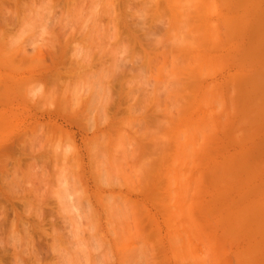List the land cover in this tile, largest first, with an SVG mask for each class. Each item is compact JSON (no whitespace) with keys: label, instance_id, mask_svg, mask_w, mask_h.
I'll list each match as a JSON object with an SVG mask.
<instances>
[{"label":"rangeland","instance_id":"1","mask_svg":"<svg viewBox=\"0 0 264 264\" xmlns=\"http://www.w3.org/2000/svg\"><path fill=\"white\" fill-rule=\"evenodd\" d=\"M15 1L0 0V169L6 173L0 170V200L8 210L7 223L0 227V264H264V0H110L112 14L119 15H111L114 19L102 10L109 0H100V6L99 0ZM93 1L100 7H94L96 22ZM78 5L86 6L87 15L83 7L80 14L86 20L74 18L80 12L70 8L78 11ZM3 10L15 19L2 17ZM109 33L113 36L105 37ZM24 55L33 57L28 64ZM114 56L117 64L122 62L116 69ZM161 64L166 74H160ZM174 65L180 68L174 69L180 86L170 84L174 91L165 93L166 85L176 81L167 77ZM56 74L64 78L58 89L46 82ZM98 77L106 91L99 90ZM97 101L106 105L105 113ZM181 131L186 134L182 140L190 142L184 150L176 142ZM28 149L36 155L35 150L28 155ZM18 168L20 176L15 175ZM44 172L46 182L40 179ZM34 214L42 216V224ZM19 216L23 227L29 222L33 236L28 240L35 246L25 242V247ZM126 220L133 230L128 232L135 234L131 238ZM10 224L17 227L23 247L11 239Z\"/></svg>","mask_w":264,"mask_h":264},{"label":"bare ground","instance_id":"2","mask_svg":"<svg viewBox=\"0 0 264 264\" xmlns=\"http://www.w3.org/2000/svg\"><path fill=\"white\" fill-rule=\"evenodd\" d=\"M5 1H6V0H5ZM14 1H15V0H13V2H14ZM31 1H32V0H31ZM42 1H47V0H42ZM94 1H95V0H94ZM94 1L91 3V5L93 6V7H92V6H91V7H92L93 9L91 10V8H89L92 12H93V10H94L95 8H97L98 6H100V4H101V2H102V0H101V2H100V0H99V1L96 0V1L99 2V5L96 7V5H93V3H94V4H97L98 2H94ZM107 1H108V0H107ZM1 2H2V1H1ZM15 2H16V1H15ZM77 2H78V1H77ZM86 2H87V1H86ZM90 2H91V1H90ZM132 2H133V1H132ZM84 3H85V2H84ZM126 3H127V2H126ZM133 3H134V2H133ZM73 4H74V3H72L71 5L73 6ZM109 4L112 5V2H110V0H109ZM144 4H145V3H144ZM53 5H54V4H53ZM104 5H105V4H104ZM104 5H103V7H102V10H103V8L107 9V8L109 7V9H107V10L104 9V12H105V14L110 15V18H112L111 15H112V16L114 15V14H112V12L114 11L113 5H112L111 7H110V5H108V4H106L107 6L105 5V7H104ZM2 7H3V5H2ZM4 7H5V6H4ZM49 7H50V6H49ZM53 7H54V6H53ZM74 7H75V4H74ZM74 7H72L73 9L70 8V10H74L75 13H76V12H80L79 14H78V13L75 14L74 11H73V12L71 11V14H72V13L75 14V15H74V18H75L76 15L78 16V18H80V17H81V16H80L81 12H82L83 10H84V12L86 11V10H85V7H86V6L84 7L83 5H81L80 8H79V5H78V11H76L77 9L75 10ZM82 7H83V10H82ZM94 7H95V8H94ZM115 7H116V6H115ZM125 7H126V6H125ZM98 8L100 9V7H98ZM2 9H3V8H2ZM47 9H48V12H46V13L50 14L51 12H50L49 8H47ZM50 9H51V8H50ZM117 9H118V8H117ZM43 10H44V9H43ZM79 10H80V11H79ZM96 10H98V9H95V11H94L96 14H93V15H92V16L96 15V17H95L96 19H95V18L93 19V17H92L93 21L95 20V22H96V20L99 19L98 14H97L98 11L96 12ZM115 10H116V9H115ZM128 10H129V9H128ZM3 11H4V10H3ZM3 11H1V12H3ZM26 11H27V10H26ZM28 11H29V10H28ZM118 11H119V10H118ZM37 12H38V11H37ZM39 12H40V11H39ZM49 12H50V13H49ZM52 12H53V11H52ZM94 12H93V13H94ZM114 12H115V11H114ZM114 12H113V13H114ZM11 13H12V12H11ZM27 13H28V12H27ZM61 13H62V12H61ZM100 13H101V12H99V15H100ZM118 13H119V12H118ZM3 14H4V15H3ZM3 14H2L3 16H2V15H1V16H2V17H5V16H6L5 14H7V13H5V11H4ZM15 14H16V13H15ZM37 14H39V13H36L35 15H37ZM42 14H45V13L43 12ZM48 14H47V17L50 16V15H48ZM56 14H57V13H56ZM83 14H84V13H83ZM83 14H82V17H81V18H84V19H85V17H86L85 15H87V13L85 12V15H83ZM88 14H89V13H88ZM7 15H8V14H7ZM72 15H73V14H72ZM90 15H91V13H90ZM90 15L87 16V19H88V17H90ZM103 15H104V13H103ZM9 16H12V17L14 18L15 15L13 16V13H12L11 15H10V14L8 15V18H10ZM39 16H40V14H39ZM39 16H38V17H39ZM41 16H42V15H41ZM41 16H40V18H41ZM68 16L70 17L69 14H68ZM68 16H67V17H68ZM77 16H76V17H77ZM84 16H85V17H84ZM114 16H116L115 18H117L119 15H116V13H115ZM15 17H16V16H15ZM38 17H37V19H38V20H41V19L38 18ZM47 17L45 16L44 18H46V20H47ZM72 17H73V16H72ZM105 17H106V16H105ZM107 17H108V16H107ZM42 18H43V17H42ZM50 18H51V17H50ZM70 18H71V17H70ZM97 18H98V19H97ZM110 18H109V19H110ZM5 19H7V17H6ZM14 19H15V18H14ZM32 19H33V18H32ZM112 19H114V18H112ZM30 20H31V19H30ZM71 20H72V18H71ZM73 20H74V19H73ZM85 20H86V19H85ZM100 20H101V19H100ZM119 20H120V19H119ZM119 20H118V19L116 20V21L118 22V25H119ZM32 21H34V19H33ZM42 21H43V19H42ZM59 21H60V20H59ZM77 21H79V19H78ZM110 21L112 22V20H110ZM113 21H114V20H113ZM121 21H122V20H121ZM36 22L38 23L37 20H36ZM36 22H34V23L37 24ZM67 22H69V21H67ZM67 22H66V24H67ZM71 22H72V21H71ZM80 22L82 23L81 20H80ZM95 22H94V23H95ZM97 22H98V21H97ZM73 23H74V22H73ZM83 23H84V22H83ZM88 23H89V22L87 21L86 24H88ZM52 24H53V23H52ZM79 24H80V23H79ZM91 24H92V23H91ZM95 24H96V23H95ZM102 24H103V23H101V25H102ZM110 24H111V23H110ZM41 25H42V23H41ZM62 25H63V24H62ZM97 25H99V24H97ZM111 25L113 26V24H111ZM114 25H115V24H114ZM118 25H117V26H118ZM87 27H88V26H87ZM91 27H92V26H91ZM118 27H119V26H118ZM118 27H117V28H118ZM121 27H122V26H121ZM132 27H133V26H132ZM145 27H146V26H145ZM71 28H72V27H70V29H71ZM76 28H77V27H76ZM85 28H86V27H85ZM98 28H99V27H98ZM108 28H109V27H108ZM113 28L116 29L114 26H113ZM149 28H150V27H149ZM50 29H51V28H50ZM73 29H74V28H73ZM119 29H120V28H119ZM119 29H117V30H119ZM84 30H85V29H84ZM104 30H105V29H104ZM111 30H112V29H111ZM117 30H115V31H117ZM140 30H141V29H140ZM257 30H258V29H257ZM97 31H98V30H97ZM113 31H114V30H113ZM260 31H261V29H260ZM82 32H83V31H82ZM84 32H85V31H84ZM98 32H99V31H98ZM98 32H96V33L98 34ZM107 32H109V31H107ZM1 33H2V32H1ZM10 33H11V32H10ZM74 33H75V32H74ZM105 33H106V32L104 31V34H105ZM110 33H111V32H110ZM110 33H109V36H108V35H107V36L105 35V37H110V36H113V35H114V38H116V37H115V34L117 35V33H114V34L111 33V34H113V35H110ZM118 33H119V32H118ZM147 33H148V31H147ZM49 34H50V33H49ZM63 34H64V33H63ZM93 34H94V33H93ZM104 34H103V36H104ZM106 34H108V33H106ZM174 34H175V33H174ZM69 35H70V34H69ZM98 35H99V34H98ZM120 35H121V34H120ZM145 35H146V34H145ZM171 35H172V34H171ZM238 35H239V34H238ZM3 36H4V35H3ZM3 36H2V37H3ZM90 36H91V35H90ZM136 36H139V35H136ZM4 37H5V36H4ZM119 37H120V36H119ZM139 37H140V36H139ZM150 37H151V36H150ZM248 37H249V36H248ZM77 38H78V37H77ZM82 38H83V37H82ZM129 38H130V37H129ZM161 38H162V37H161ZM1 39H2V38H1ZM61 39H62V38H61ZM146 39H147V38H146ZM164 39H165V38H164ZM177 39H178V38H177ZM242 39H243V38H242ZM19 40H20V39H19ZM19 40H18V41H19ZM118 40H119V39H118ZM118 40H117V41H118ZM122 40H123V39H122ZM138 40H139V39H138ZM162 40H163V39H162ZM162 40H161V41L158 40L157 42H159V41H160L159 43L164 42V40H163V41H162ZM92 41H93V40H92ZM95 41H96V40H95ZM132 41H133V40H132ZM174 41H175V39H174ZM96 42H97V41H96ZM119 42H120V41H119ZM123 42H124V41H123ZM154 42H155V41H154ZM157 42H156V44H157ZM172 42H173V41H172ZM176 42H177V43H176ZM176 42H174V43L178 44V46L184 47V44H183V46H182V44H179V42H180L179 40H176ZM7 43H8V42H7ZM120 43H121V42H120ZM139 43H140V42H139ZM141 43H142V42H141ZM174 43H172V44H173V45H176V44H174ZM8 44H9V43H8ZM11 44H12V43H11ZM14 44H15V43H14ZM47 44H48V43H47ZM90 44H91V42H90ZM95 44H96V43H95ZM150 44H151V43H150ZM153 44H154V43H153ZM153 44H152V45H153ZM15 45H16V44H15ZM96 45H97V44H96ZM142 45H143V44H142ZM148 45H149V44H148ZM164 45L166 46V48H168V46L166 45V43H165ZM188 45H189V44H188ZM10 46H11V45H10ZM74 46H75V45H74ZM94 46H95V45H94ZM97 46H98V45H97ZM109 46H110V45H109ZM118 46H119V45H118ZM136 46H137V45H136ZM139 46H140V45H139ZM143 46H144V45H143ZM156 46H157V45H156ZM158 46L162 47V45H159V44H158ZM176 46H177V45H176ZM178 46H177V49H178ZM76 47H77V46H76ZM113 47H114V46H113ZM131 47H132V46H131ZM169 47H170V46H169ZM185 47H187V45H186ZM2 48H3V47H2ZM15 48H16V47H15ZM123 48H124V47H123ZM123 48L121 47V49H123ZM144 48H145V47H144ZM166 48H165V49H166ZM175 48H176V47H175ZM7 49H8V48H7ZM57 49H58V48H57ZM69 49H70V48H69ZM121 49H119V50H121ZM146 49H147V48H146ZM179 49H182V48L179 47ZM185 49H186V48H184V49H182V50H185ZM11 50H12V49H11ZM11 50H9L10 53H11ZM125 50H126V49H125ZM76 51H77V50H76ZM78 51H79V54H78V52H77L76 55H77V54H78V55H77V56L75 55L76 57L80 56V53H81L80 49H79ZM122 51H123V50H122ZM82 52H83V51H82ZM86 52H87V51H86ZM152 52H153V51H152ZM166 52H167V51H166ZM168 52H169V51H168ZM177 52H178V51H177ZM179 52H180V51H179ZM87 53H89V52H87ZM108 53H109V52H108ZM114 53H115V52H114ZM119 53H120V52H116V54H114V55L117 56ZM123 53H124V52H123ZM174 53H175V52H174ZM181 53H182V52H181ZM102 54H103V53H102ZM112 54H113V52H112ZM142 54H143V53H142ZM163 54H164V53H163ZM166 54H167V53H166ZM16 55H17V53H16ZM42 55H43L42 53L39 54L38 58L43 59V58H42ZM7 56H10V55L8 54V55H6L5 57H7ZM24 56H25V55H24ZM81 56H83V55H81ZM108 56H109V55H108ZM112 56H113V55H112ZM112 56H111V57H112ZM116 56L113 57V58L116 60V61H115L116 63L114 62V65H115V66H116L117 62L120 61V60H117V59H116V58H117L118 56H120V55H118L117 57H116ZM142 56H143V55H142ZM161 56H162V55H161ZM171 56H172V54H171ZM3 57H4V56H3ZM5 57H4V59H6ZM66 57H67V56H66ZM115 57H116V58H115ZM136 57H137V56H136ZM163 57H164V56H163ZM9 58H10V59L7 58L9 61H11V60L13 59L11 56H10ZM11 58H12V59H11ZM25 58H26V60H27V61H25V62H27V64H28V60H29V59H27V57L25 56V57H24V60H25ZM30 58H31V57H30ZM32 58H33V57H32ZM32 58H31L30 60H32ZM174 58H175V57H174ZM174 58H173V60H172L173 62H170V63H174V61H176L175 59H177V58H175V59H174ZM18 59H19V58H18ZM22 59H23V58H22ZM164 59H166V58H164ZM171 59H172V58H171ZM24 60H23V61H24ZM30 60H29V61H30ZM76 60H77V59H76ZM143 60H144V59H143ZM153 60H154V59H153ZM20 61H21V60H20ZM20 61H19V62H20ZM23 61L20 62V64H22ZM34 61L37 62V60H35V59H34ZM34 61L29 62V63H33ZM164 61H165V60H164ZM248 61H249V60H248ZM16 62H17V61H16ZM35 62H34V64H35ZM38 62H40V61H38ZM86 62H87V61H86ZM94 62H95V61H94ZM98 62H99V61H98ZM107 62H108V61H107ZM125 62H127V61H125ZM145 62H146V61H145ZM151 62H152V61H151ZM178 62H180V61L178 60ZM178 62H177V63H178ZM81 63H82V61H81ZM84 63H85V62H84ZM121 63H122V62H121ZM121 63H120V64H121ZM149 63H150V62H149ZM38 64H39V63H38ZM38 64H37V65H38ZM120 64H117V65L120 66ZM144 64H145V63H144ZM174 64H175V63H174ZM180 64H181V63H180ZM180 64H179V65H180ZM14 65H15V62H14ZM24 65H25V63H24ZM35 65H36V64H35ZM37 65H36V66H37ZM134 65H135V64H134ZM150 65H151V64H150ZM161 65H162V64H161ZM167 65H168V64H167ZM172 65H173V64H172ZM176 65H177V64H176ZM176 65H174V67H175ZM179 65H178V66H179ZM22 66H23V65H22ZM32 66H33V64H32ZM109 66H110V65H109ZM115 66H113L114 69H116V68L119 67V66H118V67H117V66L115 67ZM151 66H152V65H151ZM180 66H181V65H180ZM251 66H252V65H251ZM26 67L28 68V66H26ZM30 67H31V64H30ZM82 67H83V66H82ZM158 67H159V66H158ZM158 67L155 65V68L158 69ZM21 68H22V67H21ZM21 68H20V69H21ZM34 68H35V67H34ZM105 68H106V67H105ZM120 68H121V67H120ZM147 68H148V67H147ZM159 68H160V67H159ZM172 68H173V67H172ZM178 68H179V67H177V69H176V67H175V68H173V70L176 69V71H178V70L180 69V68H179V69H178ZM15 69H16V68H15ZM100 69H101V68H100ZM109 69H110V68H109ZM129 69H130V68H129ZM135 69H137V68H135ZM135 69H134V70H135ZM151 69H152V67H151ZM110 70H111V73H112V69H110ZM122 70H123V69H122ZM152 70H154V69H152ZM165 70H168V68H167L165 65H162V67H161V69H160V74L162 75V74L165 72ZM19 71H20V70H19ZM139 71H142V70H139ZM154 71H156V72H155L156 74H154L153 76L155 77V75H156V77H157V70L155 69ZM176 71H175V70L172 71L173 73H171V74H169V72L167 73V74H169V75L167 76L168 79H171V78H172V80H173V79H176L175 82H176L177 84L173 81L172 83H169L168 86L166 85L167 88L165 87V88L162 90V91H164V90L166 89V90H165V93H166V91H167V93H170L171 91H174V90H171V91H170V90L168 89V88L171 87L172 84H175V85L179 88L180 85L178 86V84H180L179 82H181V79H180V76H179L178 73H177L178 75L175 74ZM97 72H98V71H97ZM99 72H100V71H99ZM113 72H116V71L113 70ZM125 72H126V71H125ZM125 72H124V74H126ZM184 72H185V71H184ZM186 72H187V71H186ZM111 73H110V74H111ZM60 74L62 75V73H60ZM88 74H89V73H88ZM94 74H95V73H94ZM110 74H109V77H110L111 75H114V74H111V75H110ZM127 74H128V72H127ZM134 74H135V73H134ZM165 74H166V72H165ZM84 75H85V74H84ZM86 75H87V74H86ZM92 75H93V74H92ZM107 75H108V74H107ZM107 75H105V76H107ZM136 75H138V74H136ZM142 75H143V74H141L140 77H141V80H143L142 82L144 83V77H145V75H144L143 78H142ZM62 76H63V75H62ZM62 76H60L59 74H56L55 76H53V80H52V81L49 80V79H47L46 82H47L48 84H49V83H52V84H53L52 86H54V87H55V85H56V88H57L58 84H59L60 86H61V84H62V80L64 79ZM115 76H116V75H115ZM176 76H177V77H176ZM84 77H85V76H84ZM86 77H87V76H86ZM111 77H112V76H111ZM140 77H138V78L140 79ZM148 77H149V76H148ZM193 77H194V76H193ZM80 78H81V77H80ZM104 78H105V77H102L103 81H104V80L106 81V80L108 79V78H107V79H104ZM115 78H116V77H115ZM125 78H126V77H125ZM136 78H137V77H136ZM138 78H137V79H138ZM87 79H88V78H87ZM99 79H100V77H98V82L96 81V84H97V85H98V83H99ZM111 79H112V78H111ZM139 79H138V80H139ZM188 79H189V78H188ZM192 79H194V78H192ZM96 80H97V78H96ZM141 80H139V81H141ZM146 80H147V78H146ZM146 80H145V81H146ZM148 80H149V79H148ZM151 80H152V79H150V83H149V84H150V85H153L152 88H154V86L156 85V83H155V84H154V83L152 84ZM172 80H169V81H172ZM189 80H190V79H189ZM118 81H119V80H118ZM122 81H123V80H122ZM133 81H134V84H135V81H137V80H133ZM82 82H83V80H82ZM100 82H102V80H101ZM124 82H125V81H124ZM142 82H141V83H142ZM147 82H149V81H147ZM147 82H146V83H147ZM87 83H88V82H87ZM102 83H103V84H102ZM102 83H101V84L104 85L105 82H102ZM109 83H110V82H109ZM138 83H139V82H138ZM138 83H137V84H138ZM184 83H185V82H184ZM90 84H91V83H90ZM101 84L99 83L98 86L100 87ZM121 84H122V83H121ZM126 84H127V83H126ZM149 84H147V85H148V88H149ZM165 84H166V83H165ZM170 84H171V85H170ZM181 84H182V83H181ZM41 85H42V84H41ZM43 85H44V84H43ZM49 85H51V84H49ZM88 85H89V84H88ZM97 85H96V88H97ZM135 85H136V84H135ZM138 85H140V84H138ZM147 85H146L145 87H147ZM158 85H159V84H157V88L159 87ZM161 85H162V83H161ZM185 85H186V84H184V86H183V84H182L181 86L186 87ZM94 86H95V85H94ZM123 86H124V85H123ZM130 86H131V85H130ZM133 86H134V85H133ZM169 86H170V87H169ZM24 87H25V86H24ZM42 87H43V86H42ZM102 87H103V88H102ZM102 87H100L99 90H102V89H103V90H105V89L107 90V88H104V86H102ZM107 87H108V86H107ZM141 87H143V84L141 85ZM141 87H140V86H135V89L137 88V89H140V91H141ZM38 88H40V86H39ZM49 88H50V87H49ZM101 88H102V89H101ZM110 88H111V87H110ZM152 88H151V86H150V89H152ZM161 88H162V87H161ZM161 88H160V87L158 88V89H159V92L161 91V90H160ZM51 89H52V88H51ZM57 89H58V88H57ZM85 89H86V87H85ZM97 89H98V88H97ZM123 89H124V88H123ZM19 90H20V89H19ZM24 90H25V89H24ZM41 90H42V89H41ZM67 90H68V89H67ZM86 90H87V89H86ZM94 90H95V89H94ZM106 90H105V91H106ZM125 90H126V89H125ZM153 90H154V89H153ZM20 91H21V90H20ZM26 91H27V90H26ZM113 91H114V90H113ZM129 91H131V90H129ZM140 91H139V92H140ZM142 91H144V90H142ZM168 91H169V92H168ZM175 91H176V90H175ZM51 92H53V91L51 90ZM81 92H82V91H81ZM110 92H111V91H110ZM110 92H108V93H110ZM123 92H124V90H123ZM137 92H138V91H137ZM67 93H68V92H67ZM100 93H101V92H100ZM105 93H107V92H105ZM127 93H128V92H127ZM130 93H131V92H130ZM148 93H149V92H148ZM171 93H172V92H171ZM64 94H66V92H65ZM73 94H74V93H73ZM77 94H78V93H77ZM125 94H126V93H125ZM131 94H132V93H131ZM138 94H139V93H138ZM150 94H151V93H150ZM157 94H158V91H157ZM173 94H176V92H174ZM192 94H193V93H192ZM49 95H50V93H49ZM107 95H108V94H107ZM141 95H142V93H141ZM143 95H144V94H143ZM47 96H48V95H47ZM47 96H46V97H47ZM50 96H52V95H50ZM55 96H56V95H55ZM65 96H66V95H65ZM74 96H75V94H74ZM97 96H98V94H97ZM137 96H138V95H137ZM149 96H150V95H149ZM160 96H161V95H160ZM178 96H179V95H178ZM180 96H181V95H180ZM53 97H54V96H53ZM83 97H84V95H83ZM104 97H105V96H104ZM143 97H144V96H143ZM157 97H158V95H157ZM157 97H156V98H157ZM172 97H173V95H172ZM48 98H49V96H48ZM54 98H55V97H54ZM97 98H98V97H97ZM148 98H149V97H148ZM178 98H179V97H178ZM50 99H51V98H50ZM52 99H53V98H52ZM52 99H51V100H52ZM55 99H56V98H55ZM57 99H58V98H57ZM64 99H65V98H64ZM129 99H130V97H129ZM132 99H133V98H132ZM139 99H141V98H139ZM139 99H138V100H139ZM181 99H182V98H181ZM43 100H44V99H43ZM59 100H60V99H59ZM73 100H74V99H73ZM116 100H117V99H116ZM122 100H123V99H122ZM149 100H150V99H149ZM160 100H162V99H160ZM187 100H188V99H187ZM32 101H33V100H32ZM109 101H111V100H109ZM125 101H126V100H125ZM129 101H130V100H129ZM131 101H132V100H131ZM150 101H151V100H150ZM156 101H158V100H156ZM177 101H178V99H177ZM177 101H176V102H177ZM70 102H71V101H70ZM84 102H85V101H84ZM140 102H141V101H140ZM158 102H159V101H158ZM158 102H157L156 104H158ZM169 102H170V101H169ZM67 103H68V102H67ZM67 103H66V104H67ZM79 103H80V102H79ZM96 103H99V105H100V101H99V102L97 101ZM177 103H178V102H177ZM50 104H51V103H50ZM74 104H75V102H74ZM101 104L103 105L104 103L102 102ZM132 104H133V103H132ZM138 104H139V103H138ZM45 105H47V104H45ZM45 105H44V106H45ZM102 105H100V109H99V110H102V109H103ZM104 105H105V104H104ZM107 105H108V104H107ZM110 105H111V104H110ZM122 105H123V104H122ZM154 105H155V104H154ZM158 105H159V104H158ZM175 105H176V104H175ZM52 106H53V105H52ZM67 106H68V105H67ZM67 106H65V107H67ZM105 106H106V105H105ZM65 107H64V108H65ZM79 107H80V106H79ZM98 107H99V106H98ZM98 107H97V108H98ZM101 107H102V108H101ZM142 107H143V106H142ZM75 108H76V107H75ZM80 108H81V107H80ZM107 108H108V107H107ZM72 109H73V108H72ZM104 109H106V108H104ZM104 109L102 110V111H104L103 113H105V110H104ZM136 109H137V108H136ZM106 110H107V109H106ZM183 110H184V109H183ZM71 111H72V110H71ZM109 111H110V110H109ZM167 111H168V110H167ZM56 112H57V110H56ZM56 112H54V113H56ZM98 112H99V111H98ZM120 112H121V111H120ZM122 112H123V111H122ZM169 112H170V111H169ZM52 113H53V112H52ZM64 113H65V112H64ZM76 113H77V112H76ZM165 113H166V112H165ZM171 113H173V111L170 112V115H172ZM72 114H73V116H74V113H72ZM72 114H70V115H72ZM75 115H76V114H75ZM77 115H78V114H77ZM100 115H101V114H100ZM100 115H99V116H100ZM106 115H107V114H106ZM129 115H130V114H129ZM135 115H136V113H135ZM135 115H134V116H135ZM170 115H169V116H170ZM78 116H79V115H78ZM50 117H51V116H50ZM76 119H77V118H76ZM105 119H106V117H105ZM79 120H80V119H78V121H79ZM129 121H130V120H129ZM72 122H73V121H72ZM89 122H90V121H89ZM135 123H136V122H135ZM139 123H140V122H139ZM74 124H76V123H74ZM87 125H88V128H89V124H87ZM87 125H86V126H87ZM134 125H135V124H134ZM0 126H1V125H0ZM2 126H3V125H2ZM77 126H78V125H77ZM81 126H82V125H81ZM117 126H118V125H117ZM136 126H137V125H136ZM78 127H79V126H78ZM94 127H95V126H94ZM114 127H115V126H114ZM138 127H139V126H138ZM48 128H49V127H48ZM84 128H87V127H84ZM88 128H87V129H88ZM127 129H129V128H127ZM127 129H126V130H127ZM131 129H132V128H131ZM91 130H92V129H91ZM137 130H138V129H137ZM87 132H88V131H87ZM43 133H44V132H43ZM43 133H42V134H43ZM49 133H50V132H49ZM49 133H48V136H49ZM59 133H61V132H59ZM59 133H58V135H59ZM110 133H111V132H110ZM182 133H183V134H182ZM106 134H107V133H106ZM113 134H114V132H113ZM113 134H112V136H113ZM117 134H118V133H117ZM123 134H124V133H123ZM178 134H179V133H178ZM43 135H44V134H43ZM179 135H180V136L178 137V139H177L176 142H179V143L177 144V145H179V149H180V150H181V149L184 150L185 147L189 146V143H190V142H189L188 140H186L185 142L182 140V137H183L184 135H186L185 132L181 131V133H180ZM44 136H45V135H44ZM50 136H51V135H50ZM50 136H49V137H50ZM66 136H67V135L65 134V138H66ZM102 136H103V135H102ZM117 136H118V135H117ZM104 137H105V135L103 136V139H104ZM129 137H130V136H129ZM32 138H33V137H32ZM42 138H43V137H42ZM60 138H61V137H60ZM67 138H69V136H67ZM101 138H102V137H101ZM106 138H107V137H106ZM115 138H116V137H115ZM45 139H46V137H45ZM45 139H44V140H45ZM94 139H95V138H94ZM131 139H132V138H131ZM49 140H50V138H49ZM49 140L47 139V143L49 142ZM61 140H62V138H61ZM123 140H124V138H123ZM140 140H141V139H140ZM41 141H42V139H41ZM59 141H60V140H59ZM66 141H67V140H65V142H66ZM105 141H106V140H105ZM60 142H61V141H60ZM118 142H119V141H118ZM123 142H124V141H123ZM139 142H140V141H139ZM24 143H25V142H24ZM50 143H51V142H50ZM67 143H68V141H67ZM124 143H126V142H124ZM131 143H132V142H131ZM131 143H130V144H131ZM13 144H14V142H13ZM17 144H18V143H17ZM51 144H52V143H51ZM70 144H71V143H70ZM99 144H101V142H100ZM15 145H16V144H15ZM22 145H23V144H22ZM22 145H21V146H22ZM26 145L28 146L29 144H27V142H26ZM34 145H35V144H34ZM55 145H56V144H55ZM94 145H95V144H94ZM134 145H135V144H134ZM134 145H133V147H134ZM143 145H144V144H143ZM16 147H17V145L14 146V150H15V149L18 150V148H16ZM22 147H25V146H22ZM22 147H21V148H22ZM30 147H31V146H30ZM57 147H58V146H57ZM57 147H56V148H57ZM59 147H60V146H59ZM96 147H97V146H96ZM131 147H132V146H131ZM133 147H132V148H133ZM166 147H168V146H166ZM27 148H29V147H27ZM33 148H34V147H33ZM33 148H32V149H33ZM44 148H45V147H44ZM102 148H103V147H102ZM106 148H107V147H106ZM143 148H144V147H143ZM0 149H2V148H0ZM4 149H5V148H4ZM8 149H9V148H8ZM8 149H7V150H8ZM12 149H13V148H11V150H12ZM32 149H28V150L30 151V152H28V153H29L28 155H30V153L34 154L33 151H34L35 149H34V150H32ZM45 149H46V148H45ZM47 149H48V148H47ZM57 149H58V148H57ZM95 149H96V148H95ZM95 149H94V150H95ZM100 149H101V147H100ZM100 149H99V150H100ZM9 150H10V149H9ZM11 150H10V152H12ZM14 150H13V152H14ZM21 150L25 151L26 149H23V148H22ZM31 150H32V152H31ZM43 150H44V149H43ZM58 150H59V149H58ZM123 150H124V148L122 149V153H123ZM130 150H131V149H130ZM180 150H179V152H180ZM18 151H19V150H18ZM44 151H45V150H44ZM55 151H56V149H54V152H55ZM125 151H126V149H125ZM125 151H124V152H125ZM167 151H168V150H167ZM7 152H8V151H7ZM15 152H16V151H15ZM20 152H22V151H20ZM41 152H42V151H41ZM98 152H99V151H98ZM104 152H105V151H104ZM117 152H118V151H117ZM129 152H130V151H129ZM3 153H4V152H3ZM22 153H23V152H22ZM22 153H21V154H22ZM24 153H25V152H24ZM38 153H39V152H38ZM55 153H57L56 155H60V154H62V153H59L58 151H56ZM58 153H59V154H58ZM73 153H74V152H73ZM127 153H128V152H127ZM127 153H126V154H127ZM14 154H15V153H14ZM14 154H13V155H14ZM18 154H19V153H18ZM21 154H20V156H21ZM26 154H27V152H26ZM63 154L65 155V154H67V152H66V153H63ZM92 154H93V153H92ZM96 154H97V153H96ZM104 154H105V153H104ZM119 154H120V153H119ZM182 154H183V153H182ZM0 155H1V154H0ZM22 155H24V154H22ZM35 155H36V150H35ZM99 155H100V154H99ZM101 155H102V154H101ZM130 155L133 157L134 154H133V155L130 154ZM130 155H129V156H130ZM2 156H4V155H2ZM2 156H1V157H2ZM32 156H33V155H32ZM60 156H61V155H60ZM94 156H95V155H94ZM118 156H119V155H118ZM183 156H184V154H183ZM22 157H23V156H22ZM54 157H55V156H54ZM62 157H63V156H61V158H62ZM120 157H121V156H120ZM122 157H123V155H122ZM132 157H131V158H132ZM180 157H181V154H180L179 158H180ZM4 158H5V157H4ZM56 158H58V157L56 156ZM64 158H66V157H64ZM67 158H68V157H67ZM125 158H128V157H125ZM177 158H178V157H177ZM27 160H28V159H27ZM32 160H33V158H32ZM36 160H37V159H36ZM63 160H64L63 162H65V159H63ZM71 160H72V159H71ZM105 160H106V159H105ZM145 160H146V159H145ZM181 160H185V158H184V159L182 158ZM33 161H34V160H33ZM56 161H57V159H56ZM72 161H74V160H72ZM76 161H77V160H76ZM123 161H124V160H123ZM128 161H130L129 158H128ZM142 161H143V160H142ZM165 161H166V160H165ZM29 162L31 163L32 161H30V159H29ZM92 162H93V161H92ZM117 162H118V161H117ZM121 162H122V161H121ZM131 162H132V161H131ZM22 163H23V161H22ZM34 163H35V161H34ZM34 163H31V164H34ZM73 163H74V162H73ZM115 163H116V162H115ZM115 163H114V164H115ZM1 164H2V163H1ZM10 164H11V163H10ZM15 164H16V163H15ZM35 164H36V163H35ZM65 164H66V163H65ZM120 164H121V163H120ZM120 164H119V166H120ZM8 165H9V164H8ZM13 165H14V164H13ZM18 165H19V163L17 162L16 166L18 167ZM37 166H38V165H37ZM76 166H78V165H76ZM96 166H97V165H96ZM98 166H99V165H98ZM6 167L9 168V166H6ZM35 167H36V166H35ZM35 167H34V168H35ZM39 167H40V166H39ZM41 167H42V166H41ZM78 167H80V166H78ZM159 167H160V166H159ZM19 168H20V165H19ZM19 168H18L17 170L15 169V171H18L17 173L14 172L15 175H18V173H19V171H20ZM63 168H64V167H63ZM65 168H66V167H65ZM97 168H98V167H97ZM133 168H134V167H133ZM1 169L3 170L2 173L6 174L5 171H4L5 168H1ZM1 169H0V170H1ZM9 169H10V168H9ZM9 169H8V170H9ZM25 169H27V168H25ZM35 169H37V168H35ZM41 169H42V168H41ZM46 169H48V168H46ZM109 169H110V168H109ZM10 170H11V169H10ZM37 170H38V173H39V172H40V171H39L40 169H37ZM71 170H72V169H71ZM119 170H120V169H119ZM12 171H13V170H12ZM62 171L65 172L66 170H62ZM94 171H95V170H94ZM97 171H98V170H97ZM107 171H108V170H107ZM107 171H106V172H107ZM109 171H110V170H109ZM29 172H30V171H29ZM41 172H42V171H41ZM106 172H105V174H106ZM2 173H1V174H2ZM14 173H13V177H14ZM42 173H43V172H42ZM42 173H41V174H42ZM49 173H50V172H49ZM139 173H140V172H139ZM141 173H142V172H141ZM1 174H0V176H1ZM19 174H20V173H19ZM99 174L103 175L102 173H99ZM7 175H8V174H7ZM44 175H45V178H46V179L43 177V174H42V177H41V175H40V177H41L40 179L43 180L42 182H46V180H48L47 178H49V175L46 177V173H45V172H44ZM140 175H141V174H140ZM150 175H151V174H150ZM18 176H20V175H18ZM60 176H61V175H60ZM66 176H67V175H66ZM99 176H100V175H99ZM1 177L4 178V176H1ZM1 177H0V179H1ZM9 177H10V176H8V178H9ZM15 177H16V176H15ZM23 177H24V175H23ZM23 177H22V178H23ZM31 177H32V176H31ZM74 177H75V176H74ZM112 177H113V176H112ZM160 177H161V176H160ZM16 178H17V177H16ZM16 178H15V179H16ZM43 178H44V179H43ZM59 178H60V177H59ZM72 178H73V177H72ZM96 178H97V177H96ZM100 178H102V177H100ZM104 178H105V177H104ZM179 178L182 179L181 177H179ZM15 179H14V182L18 180V179H16V180H15ZM19 179H21V178H19ZM24 179H25V178H24ZM102 179H103V178H102ZM111 179H112V178H111ZM7 180H8V179H7ZM154 180H155V179H154ZM21 181H22V180H21ZM31 181H32V179H31ZM151 181H152V180H151ZM2 182H3V181H2ZM157 182H158V181H157ZM181 182H182V181H181ZM0 183H1V181H0ZM6 183H8V182H6ZM15 183L18 184V182H15ZM21 183H22V182H21ZM111 183H112V182H111ZM8 184H9V183H8ZM16 184H14V185H16ZM44 184H49V183H44ZM151 184H152V183H151ZM11 185H13V182L11 183ZM62 185H63V184H62ZM77 185H78V184H77ZM80 185H81V184H80ZM80 185H79V186H80ZM120 185H121V184H120ZM175 185H176V184H175ZM32 186H33V185H32ZM32 186H31V187H32ZM73 186H74V185H73ZM181 186H182V185H181ZM61 187H62V186H61ZM33 188H38V187L34 186ZM38 189H39V188H38ZM63 189H64V187H63ZM68 189L70 190V186H69V188H67L66 190H68ZM76 189H78V188H76ZM26 190H28V189H26ZM32 190H33V189H32ZM66 190H65V191H66ZM71 190H73V189L71 188ZM36 191H37V190H36ZM62 191H64V190H62ZM65 191H64V193H65ZM15 192H16V191H15ZM15 192H12V193L15 194ZM17 192H18V190H17ZM32 192H33V191H32ZM34 192H35V190H34ZM1 193H2V192H1ZM9 193H11V191H10ZM22 193H23V192H22ZM30 193H31V189H30ZM59 193H61L60 190H59ZM62 193H63V192H62ZM64 193H63V194H64ZM70 193H71V191H70ZM20 194H21V193H20ZM31 194H32V193H31ZM68 194H69V193H68V191H67L66 195H68ZM156 194H157V193H156ZM10 195H11V194H10ZM80 195H81V194H80ZM19 196H20V195H19ZM21 196H23V195H21ZM155 196H156V195L154 194V197H155ZM24 197H25V196H24ZM24 197H23V198H24ZM66 197H67V196H66ZM70 197H71V196H70ZM81 197H82V196H81ZM171 197H174V195L171 196ZM28 198H29V194H28ZM32 198H33V197H32ZM35 198H36V197H35ZM42 198H43V197H42ZM64 198H65V195H64ZM87 198H88V197H87ZM101 198H102V197H101ZM181 198H182V197H181ZM1 199H2V196H1ZM6 199H7V198H6ZM68 199H69V198H68ZM2 200H3V199H2ZM9 200H10V199H9ZM31 200H32V199H31ZM35 200H36V199H35ZM38 200L40 201L41 198H40V197H39V198L37 197V201H38ZM65 200H67V198H65ZM68 201H69V200H68ZM34 202H36V201H34ZM40 202H41V201H40ZM40 202H37V203L39 204ZM43 202H44V199H43L42 203H43ZM50 202H51V201H50ZM180 202H181V200H180ZM4 203H5V202H4ZM62 203H63V202H62ZM70 203H71V202H70ZM89 203H90V200H89ZM182 203H183V202H182ZM182 203H181V204H182ZM19 204H20V203H19ZM27 204H28V203H26V205H27ZM66 204L68 205V202L65 203V207L67 206ZM86 204H87V202H86ZM90 204H91V203H90ZM108 204H109V203H108ZM108 204H107V205H108ZM3 205H5V204H3L2 201L0 200V207H1V208H0V209H1L0 212L2 213V215H4V218H3V217L1 218V219H4V221L1 222V220H0V227H1V224H3L4 222H5V224L7 223L6 218L8 217V210H7V208H2ZM24 205H25V203H24ZM72 205H73V204H72ZM79 205H80V203H79ZM83 205H84V204H83ZM73 206H74V205H73ZM80 206H81V205H80ZM90 206H91V205H90ZM111 206H112V210L115 209V207H114L113 205H111ZM28 207H29L30 209L34 208L33 206H32V208H31L30 206H28ZM69 207H70V206H69ZM113 207H114V208H113ZM13 208H14V211H16V210H15V207H13ZM26 208H27V207H26ZM70 208H71V207H70ZM74 208H75V207H74ZM121 208H122V207H121ZM126 208H127V207H126ZM2 209H4V210H2ZM24 209H25V208H24ZM43 209H44V208H43ZM78 209H79V208H78ZM85 209H86V208H85ZM92 209H93V208H92ZM92 209H91V211H92ZM108 209H109V208H108ZM121 210H122V211H121V213H120L119 216L121 217V219H124V218L126 217L124 211L126 212V210H125V209H124V210L121 209ZM2 211H3V212H2ZM43 211H44V210H43ZM70 211L73 212V209H72V210L70 209ZM78 211H79V210H78ZM93 211H94V210H93ZM93 211H92V212H93ZM109 211H111V210H109ZM114 211H115V210H114ZM86 212H87V211H86ZM86 212H85V213H86ZM112 212H113V211H112ZM112 212H111V213H112ZM179 212H180V211H179ZM1 213H0V214H1ZM35 213L37 214V211H35ZM40 213H41V212H39V216H40ZM76 213H77V212H76ZM108 213H109V212H108ZM115 213H117V212H115ZM118 213H119V212H118ZM13 214H14V213H13ZM36 214H34V215L36 216V219H37V218H38V215H36ZM42 214H44V213L42 212ZM46 214H47V213H46ZM90 214H91V212H90ZM92 214H94V212H93ZM109 214H110V213H109ZM175 214H176V213H175ZM178 214H179V213H178ZM181 214H182V213H181ZM28 215H29V214H27L26 216H28ZM30 215H32V214H30ZM67 215H68V214H67ZM79 215H80V217L82 216L81 213H80ZM179 215H180V214H179ZM179 215H177V216L179 217ZM51 216H52V215H51ZM83 216H84V215H83ZM86 216H87V214H86ZM92 216H93V215H92ZM180 216H182V215H180ZM19 217H20V216H19ZM28 217H30V216H28ZM44 217H45V216H44ZM70 217H71V216H70ZM84 217H85V216H84ZM94 217H95V216H93V218H94ZM96 217H97V216H96ZM114 217H115V215H114ZM116 217H117V216H116ZM178 217H177V218H178ZM40 218H42V216L38 218V221H39ZM45 218H46V217H45ZM45 218H44V222H45ZM75 218H76V216H75ZM75 218H74V220H75L74 222L77 221V219H75ZM82 219H83V218H82ZM126 219H127V218H126ZM40 220L43 221V219H40ZM85 220H86V218H85ZM85 220H84V221H85ZM87 220H88V219H87ZM16 221H17V220H16ZM16 221H15V222H16ZM42 221H39V222L41 223ZM18 222H19V224H21V226H22V225L25 226V225H24V222H25V221H24L23 217H20V218H19V220L17 221V224H18ZM39 222H38V223H39ZM54 222H55V221H54ZM78 222H79V221H78ZM128 222H129V220H126L125 223H128ZM12 223H14V221H13ZM76 223H77V222H76ZM5 224H4V227L7 228V226H5ZM8 224H9V223H8ZM14 224H16V223H14ZM28 224H29V222H28ZM28 224L26 223V227H23V226H22L24 229L20 228L21 226L19 227V228L22 229L23 231H26V232H23V233H22V234L25 233L24 236H23V238H21L20 233H18L19 235L16 233V231H17L16 228H17V227H16L15 225L10 224L11 228H10L9 232H11V233H10V234H11V235H10V236H11V239H12V238H13V239L16 238L15 240H17V241H18V240L21 241V239H22V241H23L24 243H25V242H26V243L29 242L28 239H29L30 237L32 238L33 233H31L32 231L29 232V230H28L29 227H27V226H29ZM41 224H42V223H41ZM79 224H80V223H79ZM134 224H136V223L134 222ZM10 226H9V227H10ZM45 227H46V226H45ZM30 228H31V226H30ZM36 228H39V227L37 226ZM53 228H54V227H53ZM137 228H139V227H137ZM1 229H2V227H1ZM8 229H9V228H7V230H8ZM34 229H35V227H34ZM126 230H127V232H128V230H129V231H133V230H132V225L130 224V222L127 224V229H126ZM136 230H137V229H136ZM138 230H139V229H138ZM138 230H137V231H138ZM12 231H15V232H12ZM20 231H21V230H20ZM5 232H6V231H5ZM5 232H4V233H5ZM33 232H34V231H33ZM35 232H36V231H35ZM54 232H56V231H54ZM127 232H126V233H127ZM0 233H1V232H0ZM116 233H117V232H116ZM128 233H129V232H128ZM128 233H127V234H128ZM61 234H62V233H61ZM127 234H126V236H128ZM130 234H131V235H130ZM133 234H134V233H131V232H130V233H129L130 236H128V237L131 238V236H132ZM134 235H135V234H134ZM5 236H6V235H5ZM19 236H20V237H19ZM119 236H120V235H119ZM126 236H125V237H126ZM41 237H42V236H40L39 238H41ZM128 237H126V238L128 239ZM20 238H21V239H20ZM42 238H43V237H42ZM99 238H100V237H99ZM119 238H120V237H119ZM13 239H12V240H13ZM34 239H35V238H34ZM34 239H33V240H34ZM127 239H126V241H127ZM4 240H5V239H4ZM15 240H14V241H15ZM31 240H32V239H31ZM122 240H124V236H123ZM17 241H15V243H16ZM22 241L19 242V245H22V247H23L24 245L22 244ZM10 242H11V241H10ZM34 242H35V240H34L33 242L31 241V242H29V243H30L31 245H32V244H33V245H34V244H37V243H34ZM122 242H123V241H122ZM135 242H136V241H135ZM20 243H21V244H20ZM26 243H25V244H26ZM29 243H28V244H29ZM130 243H131V242H130ZM11 244H13V243H11ZM28 244H26L25 247L28 246ZM16 245H17V244H16ZM33 245H32V246H33ZM132 245H134V242L132 243ZM13 246H15V244H13ZM34 246H35V245H34ZM19 247H20V246H19ZM22 247H21V248H22ZM13 248H14V247H13ZM16 248H17V250H16ZM31 248H32V247H31ZM26 249H28V248H26ZM143 249H144V248H143ZM15 250H16L17 253H18V247L15 246ZM23 250H24V249H23ZM28 250H30V249H28ZM33 250L36 251V247H35V249L33 248ZM39 250H40V249H39ZM0 251H1V250H0ZM4 251H5V250H4ZM4 251H3V252H4ZM25 251H26V250H25ZM31 251H32V249H31ZM37 252H38V251H37ZM37 252H36V254H37ZM145 252H146V253H145ZM145 252H144V253L147 254V250H146ZM19 253H20V252H19ZM31 253H32V252H31ZM40 253H41V252H40ZM40 253H38V254H40ZM22 254H23V252H22ZM29 254H30V253H29V251H28V255H29ZM33 254H35V252H33ZM36 254H35V255H36ZM25 255H27V254H25ZM25 255H24V257L26 258ZM54 255H55V254H54ZM33 256H34V255H33ZM37 256H38V255H36V256L34 257V259H35ZM39 256H40V255H39ZM39 256H38V257H39ZM15 257L17 258V256H15ZM18 257L21 258L20 255H19ZM28 258H29V256H28ZM30 258H31V256H30ZM32 258H33V257H32ZM32 258H31V259H32ZM14 259H15V258H14ZM18 259H19V258L16 259L17 262H18ZM22 259H23V256H22ZM39 259H40V257H39ZM39 259L36 258V260H39ZM20 260H21V259H20ZM32 261H33V260H32ZM39 261H40V260H39ZM21 262H22V260L20 261V263H21ZM23 262H24V261H23ZM30 262H31V261L29 260V263H30ZM18 263H19V262H18ZM34 263H35V262H34ZM42 263H43V262H42ZM42 263H41V264H42ZM27 264H28V261H27ZM54 264H56V263H54ZM103 264H104V263H103Z\"/></svg>","mask_w":264,"mask_h":264}]
</instances>
